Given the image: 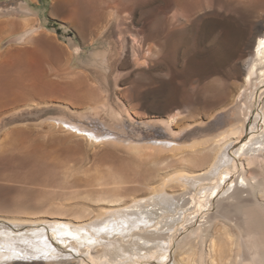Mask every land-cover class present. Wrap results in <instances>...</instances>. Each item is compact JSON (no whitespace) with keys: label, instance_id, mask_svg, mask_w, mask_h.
Listing matches in <instances>:
<instances>
[{"label":"rangeland","instance_id":"rangeland-1","mask_svg":"<svg viewBox=\"0 0 264 264\" xmlns=\"http://www.w3.org/2000/svg\"><path fill=\"white\" fill-rule=\"evenodd\" d=\"M109 1L114 2L113 0H68L69 4L64 10L56 12L60 0H0V141L4 140L6 144L0 149V203L4 201L3 203L8 205L7 208L11 206L15 198L18 200L14 203H23L21 205L27 206L28 209L29 207L30 209L31 207L32 209L33 207L47 208L50 207L48 204L50 202L52 204L53 202L87 203L88 201L85 202L84 198L86 193L95 191L92 188L96 190L101 188L94 187L99 182L98 179L94 182L98 178L96 176L107 175L111 170L120 171L126 176H136L138 180L134 181L143 182L144 178L149 176L148 166L131 160L126 151L131 143L134 141L162 143L164 140L165 144L184 146L200 139V136H211L224 130L234 123L237 117L235 109L231 108L217 114L210 123L204 120L205 125L199 126L191 121V116L198 114L195 111L188 113L187 109L194 91L201 90L208 84L225 85L229 93L233 92L237 85L242 84L249 70L251 51L258 35L257 23L264 26V0H167L160 13L151 15L148 13V4L155 0H143L142 5H136L133 10H128L126 22L120 15L110 16ZM44 3L46 8H43ZM12 8H15V11H11ZM25 8H28L31 14L22 13L21 9ZM39 8H43V15L38 13ZM25 18L37 20L36 25L45 29L44 32L36 33L33 37L37 36L36 39H38V37L49 35L61 48H65L63 49L65 53L67 50L69 54L73 53L78 58V67L90 70L98 69L94 65L98 62L101 64L97 55L103 54L110 44L114 51L119 50L121 46L117 43V35L120 30L124 32L127 43L125 51L128 54L120 56L116 64L117 70L111 69L108 72L109 79L106 82L110 93L108 112L92 110L91 113L93 120L97 124H102L106 122V117L116 110L125 121V131L114 138L124 143L121 148L110 144L105 146L90 144L81 138L67 134L61 128L53 129L48 126L49 120L55 117L79 119L78 116L83 110H85L84 113L88 112L83 108L87 107L89 100L84 97L80 88L75 86L76 72L72 71L73 76L69 75L76 63L72 62L68 53L59 61L52 60L54 58L50 59L40 39L43 47L42 45L40 47L39 42L33 38V41L31 38L25 39L26 30L30 29L24 28ZM217 37L221 39L219 55L222 62L220 67L214 68L215 50L212 42ZM135 45L136 47H133ZM134 52L139 56L144 69L135 66L126 56L131 57ZM117 74L120 75L118 86L114 79ZM37 88L43 89L41 93L46 96L50 94L60 96L67 98V101L52 107L23 106L33 98L34 94H38ZM260 93L261 91L258 92V96ZM186 97L189 100H186ZM258 105L259 103L257 108ZM178 111L183 113L180 120L187 119V123L192 124L193 127L179 129V132L173 134L165 130L161 124H153L155 120L161 121L169 114L179 113ZM90 112L91 110L88 113ZM189 118H191L190 122ZM252 119L254 120V115ZM97 124L91 127L94 128ZM249 129L250 126H248ZM7 131H10L11 137ZM175 131H178L177 127ZM6 132L9 138L6 137ZM119 137L124 139V142ZM247 137L250 138V136ZM237 149L238 147L230 149L233 156ZM239 164L242 167L241 161ZM241 167L240 172L243 171ZM67 170L70 173L67 174ZM237 177L238 175L235 179ZM138 183L136 184L138 186L132 184L133 186L127 185V187H139ZM213 184L214 182L209 183L208 186ZM52 187L53 190H51ZM68 188H71V191ZM249 190V187L244 189L243 200L253 199ZM74 191L81 193V196L79 194L80 197L77 196ZM71 192L73 194H69ZM199 192L195 190L193 194L186 196L185 200L192 201L187 208L188 211L195 208L196 203L200 206ZM230 193L232 194L231 191L228 194ZM228 194L215 200L217 203L215 206H219L220 210L225 208L226 201L230 203L227 200ZM234 201L231 200L232 203ZM180 202V205L184 204L183 199ZM187 217L191 216L187 215ZM182 224L183 222L178 226L177 233L185 231V226ZM26 226L27 228L16 226L0 218V229L9 230L10 235H13L12 233L21 236L25 233L31 236L38 233L44 234L45 237H42L41 241L44 244L46 242L45 245L42 244L46 252L32 250L33 245L29 247L28 244L31 243L29 242L25 246L33 251V254L24 252L23 254H26L23 255L24 257L14 259L13 262L49 264L53 261L51 257L56 249L58 252L54 253L57 255L65 254L64 257L90 262L86 253L73 248L71 243L75 238L59 234L60 228L52 224ZM62 238H68V243L64 244ZM21 243L24 245L23 241ZM208 243L204 245L205 250ZM49 246L51 250L54 249L53 252L46 250L48 248L50 250ZM2 247L6 249L5 245ZM82 248L86 250L89 247ZM92 248L94 250L95 245ZM118 251V247L114 249V252ZM175 253V250L170 253V260L167 263L148 259L143 264H173Z\"/></svg>","mask_w":264,"mask_h":264},{"label":"bare ground","instance_id":"bare-ground-1","mask_svg":"<svg viewBox=\"0 0 264 264\" xmlns=\"http://www.w3.org/2000/svg\"><path fill=\"white\" fill-rule=\"evenodd\" d=\"M113 1L112 3L109 1L110 16L120 15L125 22L128 10H133L136 5L143 4V0ZM167 2V0L152 1L151 4H148V13L150 15L160 13ZM68 4V0H60L55 11H63ZM43 6V8H46L45 3ZM43 8L38 10L40 15L44 14ZM13 10L15 11V8H12L11 11ZM21 11L27 15L31 14L28 8L21 9ZM24 22V28H30L29 30L25 29V39H35L36 42H39L40 47L41 45L43 47L44 44L45 49L42 48V50L47 51L51 57L50 59L54 58L52 60L56 59L59 61V59H63L67 55V50L65 53V50H63L65 48H61L55 39L49 35L38 37V39H36L37 36L33 37L34 34L45 31L44 28L36 25V22L38 23L37 20L25 18ZM30 22H32V25ZM257 30L258 35L251 51L250 64L248 63L249 70L245 74L242 84L237 85L234 91L232 90L233 92L230 93L226 90L225 85L208 84L203 89L194 91L190 99V106L188 105L189 108L187 107L189 109V111L187 109L188 113L195 111L198 114L197 116L191 114L192 119L189 118V122L191 119L194 122L193 124H199V126L201 124L205 125L203 123L204 120L210 123L217 117V114L234 108L237 116L234 123L211 136H200V139L184 146L173 143L165 144L163 143L164 140H162V143L152 141L144 143L134 141L131 143L130 141L131 144L125 149L131 160L137 164H146L148 166L149 176L144 178L143 182L134 181L138 180L136 176H126L120 171L113 172L111 170L107 175L99 176L100 174H96L98 178L95 177L94 182H97L96 180L98 179L100 183L98 182L99 185L96 183L97 185H94V187L99 186L101 188L96 190V188H92L93 186L91 187L95 191L89 192V194L88 192L86 193L87 195L84 198L85 202L88 201L87 203L66 204L53 202L52 204L50 202L48 203L50 207L43 204L47 208L41 206L42 209H38V207H33L34 209L29 207L28 209L27 206L21 205L23 204L21 202V204H18L19 202L14 203L15 200H18L16 198L12 200L14 202L9 208L1 200L0 214H2L0 218L10 221L16 226H25L26 228V225L52 224L54 227L60 228L59 234L75 238L76 240L74 239L71 243L73 248L79 252L86 253L90 261L75 260L68 256L64 257L65 254L57 255V249L55 250L56 253H54V249L51 250L49 246L50 250L48 247L46 250L53 252L51 257L53 261L49 264H143L148 259L167 263L173 250L176 252L173 264H264L263 24L261 26L258 22ZM119 33L117 35V43L121 47H119L118 51H114L113 46L110 44L103 54L97 55L101 60V64L99 62L95 63V61L92 62L93 64L95 63L97 70L78 67V58L73 53H68V57L72 62L76 63L71 68L70 74H68L71 75L72 71L76 72L74 74L75 86L79 87L84 93V97L89 100L87 107L82 108L88 112L91 110V112H86L88 114L83 112L85 110L81 114L79 112V119H70V117L62 116L55 117L49 120V127L51 126L53 129L61 128L67 134L81 138L90 144L100 146L110 144L116 148L123 146L124 143L122 144L120 140L114 139L125 131V121L116 110L115 112H109L106 122L102 124H97L91 117L92 110L96 112L103 111V113L108 112V105L110 104V93L106 86V82L109 79L108 72L111 69L117 70L116 64L120 56H124L125 53L128 54L125 51L127 49L125 34L122 30ZM39 39L43 44L40 43ZM212 43L215 50L213 65H215L214 68H218L222 62L219 55L221 39L219 37L214 38ZM136 45L133 47H136ZM129 54L131 55V53ZM126 56L129 60H132L135 66L144 69V65L140 63V58L136 52L131 57L129 55ZM114 79L115 84L118 86L117 82L120 81V75H115ZM37 90L38 94H34L33 98L28 100L23 106L29 108L52 107L60 102L67 101V98L60 96L51 94L46 96V94L41 93L43 89L37 88ZM260 91L261 93L258 96ZM120 93L122 94V92ZM187 99L189 100L188 97H186ZM75 102L72 103L74 104ZM257 103H259L258 108ZM65 104L67 105V103ZM76 108L78 109V106ZM98 114L100 115V113ZM182 115L183 113L180 112L169 114L161 121L155 120L157 122L154 121L153 124H161L165 130L176 134L179 129L193 127L192 124L187 123V119L180 120ZM253 115L254 120L252 119ZM95 123L97 124L96 127H91ZM174 125L178 131H175L176 127ZM248 126H250L249 130ZM8 133L9 137H11L10 131ZM8 133L6 137H8ZM247 136H250V138L248 139ZM121 137L119 138L122 140ZM126 137L125 140H127ZM3 139L6 140V138ZM0 142L1 149L6 144H4V140ZM237 147L238 149L234 153L235 156H233L230 149ZM239 161L242 162V167ZM142 167L144 168L145 166ZM240 167L243 170L242 172H240ZM67 171V174L70 173L69 170ZM237 175L238 177L235 179ZM139 176L141 177L142 175ZM215 180L217 181L215 182ZM212 182L214 184L208 186ZM137 183L139 187H130L133 186L132 184L138 186L136 185ZM127 185L130 186L127 187ZM246 187H249L250 194L253 195L252 200L242 199V193H244ZM75 189L79 190V188ZM51 190H53V187ZM195 190L200 191L198 195L200 206H197L196 203L195 208L188 211L187 208L192 204V201L185 200V198L187 195L193 194ZM230 191L232 194L230 193L229 195ZM78 194L77 196L81 193ZM226 194L229 195L227 200L231 204L226 201L225 208L220 210L219 206H215L217 204L215 200ZM70 197L72 198V195ZM76 199L78 201L77 197ZM182 199L184 204L180 205ZM231 200H236L237 202L235 203L234 201L232 203ZM212 210L215 212H211ZM187 215L191 217L188 218ZM200 219L201 221L199 222ZM181 222L185 226V231L177 233ZM7 231L3 229L0 231V264L24 263V261L13 262V260L24 257L26 255L23 254L24 252L29 255L33 254V251L28 250V247L25 246L29 242H31L28 244L29 247L33 245L32 250L46 252L43 250L45 246H42L44 243L41 241V238L45 237L44 234L38 233L35 236H31L25 233V235L21 236L14 233L10 235L11 232ZM36 240L37 242H35ZM62 240L64 244L69 241L68 238H62ZM22 241L24 245H22L23 243L20 244ZM207 242H209V245L205 250L204 245ZM2 245H5L6 249H2ZM94 245L95 248L93 250L92 247ZM82 247L89 248L84 250ZM117 247L119 251L114 252Z\"/></svg>","mask_w":264,"mask_h":264}]
</instances>
